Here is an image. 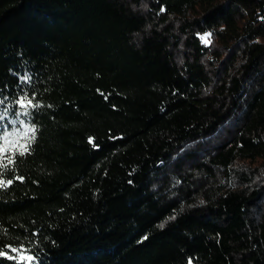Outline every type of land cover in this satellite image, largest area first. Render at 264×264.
<instances>
[{
  "label": "trees",
  "instance_id": "16d2710c",
  "mask_svg": "<svg viewBox=\"0 0 264 264\" xmlns=\"http://www.w3.org/2000/svg\"><path fill=\"white\" fill-rule=\"evenodd\" d=\"M263 172L264 0H0V264H264Z\"/></svg>",
  "mask_w": 264,
  "mask_h": 264
},
{
  "label": "snow or ice",
  "instance_id": "6c2138e0",
  "mask_svg": "<svg viewBox=\"0 0 264 264\" xmlns=\"http://www.w3.org/2000/svg\"><path fill=\"white\" fill-rule=\"evenodd\" d=\"M208 35H210V34H205L206 37ZM25 101H26V103H25ZM17 103H19L22 107H26V106L35 107V105L32 104V100L31 99H28L27 97L20 98L17 101ZM29 132H31L33 135L31 136V138H30V140L28 142L19 145L18 151H19V154L20 155H24V154H26V153H28L30 151V146H29L30 145V142L31 141H34V139H35V136H34L35 127L34 126L28 128L27 131L24 133V135L27 136ZM6 135H8V134H6ZM11 162H12V160L10 159L9 160V163H11ZM7 183L10 184V183H12V181L11 180H8ZM2 184H3V181H0V185H2ZM145 238H147V237H145ZM11 251L15 253V252L18 251V249L17 248H12ZM0 256H6L8 259H16V257L9 256L4 251H0ZM33 259H34V257H32V256H23V255L20 256V260L21 261H23V260H29L30 261V260H33Z\"/></svg>",
  "mask_w": 264,
  "mask_h": 264
},
{
  "label": "rangeland",
  "instance_id": "374dc122",
  "mask_svg": "<svg viewBox=\"0 0 264 264\" xmlns=\"http://www.w3.org/2000/svg\"><path fill=\"white\" fill-rule=\"evenodd\" d=\"M203 40L207 42L209 40L208 36H203ZM257 180L260 181L261 183H264V172L263 175H260V177H257Z\"/></svg>",
  "mask_w": 264,
  "mask_h": 264
}]
</instances>
